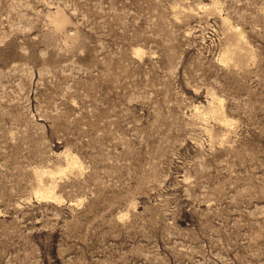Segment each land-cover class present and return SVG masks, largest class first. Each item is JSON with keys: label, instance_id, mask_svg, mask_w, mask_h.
Wrapping results in <instances>:
<instances>
[{"label": "rangeland", "instance_id": "obj_1", "mask_svg": "<svg viewBox=\"0 0 264 264\" xmlns=\"http://www.w3.org/2000/svg\"><path fill=\"white\" fill-rule=\"evenodd\" d=\"M0 264H264V0H0Z\"/></svg>", "mask_w": 264, "mask_h": 264}, {"label": "bare ground", "instance_id": "obj_2", "mask_svg": "<svg viewBox=\"0 0 264 264\" xmlns=\"http://www.w3.org/2000/svg\"><path fill=\"white\" fill-rule=\"evenodd\" d=\"M48 197V196H47ZM53 197V196H52Z\"/></svg>", "mask_w": 264, "mask_h": 264}]
</instances>
